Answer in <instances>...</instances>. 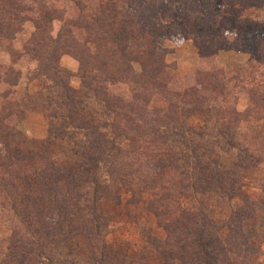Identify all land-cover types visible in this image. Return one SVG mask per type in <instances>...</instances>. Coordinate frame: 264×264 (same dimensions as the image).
Returning <instances> with one entry per match:
<instances>
[{
	"label": "trees",
	"instance_id": "trees-1",
	"mask_svg": "<svg viewBox=\"0 0 264 264\" xmlns=\"http://www.w3.org/2000/svg\"><path fill=\"white\" fill-rule=\"evenodd\" d=\"M63 1L68 8L61 9L49 0H0V50L9 56V64L0 63V86L6 88L0 94V144L9 150L7 155L14 158L11 157L9 163L0 158V189L12 196L11 211L18 222L0 264H55L47 252V238L65 237L74 230L71 223L76 203L82 201L77 198L74 179L64 166L53 161L45 164L37 179L40 186L35 179L25 177L32 172L23 175L12 168L14 160L20 163L27 154L10 144L12 139L21 136L18 126L27 113L25 103L13 97L23 78L21 66L26 58L36 64L30 82L39 81L50 102L63 110L61 126L85 132L87 143L80 165L88 170L103 156L116 154L118 150L115 141L81 113L72 76L61 66L64 56L79 63L82 88L114 115L110 126L117 136L125 135L135 146L140 144L149 166H158L161 157L171 161L172 177L159 184L158 175L154 173L151 183L143 184L133 196V203H142L166 234L165 240L158 239L154 243L163 264H264L261 248L242 241L236 232L234 236L223 238L203 203L194 201V197L202 194L204 186L199 170L190 163H182L177 147L170 144L165 134V131L182 134L185 131L183 119L204 111L207 101L228 100L231 91L226 85L227 79L220 70L210 68L208 61L216 56L215 51L197 45L200 70L195 83L184 78L177 80L173 67L166 63L171 51L160 45L161 39L173 36L171 26L163 21L169 19L166 16L174 0H99L94 6L85 0ZM192 1L210 6L208 0ZM250 3L253 0H229L239 14L246 12ZM27 24H32L33 30L18 48V36L25 32ZM173 24L177 26L172 29L174 35L181 29L190 34L194 28L207 31L209 21L197 27L186 22L179 27L178 20ZM246 27L245 21L244 24L238 21L237 31L244 33ZM251 35H245L247 41L249 39L246 46L251 42L254 48H260L258 39H252ZM234 39L237 44L238 35ZM230 40L227 49L232 45ZM118 85L136 88L132 102L110 93V87ZM252 90L253 100L259 109H264V84ZM148 93L165 97L167 103L149 111L150 101L142 99V95ZM52 103L45 101L46 106L51 107ZM39 112L51 122L52 117L46 111L40 109ZM215 112L220 130H224L229 113L223 111L222 106ZM126 170L125 166L114 167V175L123 187L132 184L135 176V171L129 169L134 172L129 174ZM33 174L38 173L33 171ZM96 187L99 189L100 184ZM92 211L94 225L91 227L95 240L99 241L104 218L96 212L95 206ZM110 255L103 253L93 264H147L145 258L116 255L113 261Z\"/></svg>",
	"mask_w": 264,
	"mask_h": 264
},
{
	"label": "rangeland",
	"instance_id": "rangeland-1",
	"mask_svg": "<svg viewBox=\"0 0 264 264\" xmlns=\"http://www.w3.org/2000/svg\"><path fill=\"white\" fill-rule=\"evenodd\" d=\"M49 1L61 9L68 8L63 0ZM85 1L94 6L99 0ZM208 1L209 7L192 0L170 2V14L166 17L175 20L163 22L171 26L169 30L173 36L161 39L160 45L171 51L167 54L166 63L173 67L177 80L184 78L192 84L200 70L197 45L215 51L216 56L208 60L210 68L221 71L231 93L227 101L221 98L209 100L204 105V111L194 112L189 119H183L185 131L182 134L167 131L165 134L168 135L170 144L177 147L182 163H190L199 170L204 186L202 194L194 197V201L203 203L223 238L237 233L242 241L262 249L264 261V109H259L251 95L252 89L264 84V0H253V3L248 4L246 12L240 14L231 7L229 0ZM177 20L179 27L184 22L194 23L197 27L200 23L209 21L208 30L203 32V29L201 31L194 28L192 33L187 34L181 29L174 35L173 30L177 26L173 22ZM238 21L243 24L246 22L248 27L244 28V33L242 30L237 31ZM32 30V24H27L25 32L18 36L16 47L20 48ZM247 34H252V39L261 41L262 45L257 40L261 47L256 49L251 42L247 47ZM237 35L239 40L235 44L234 37ZM228 39H231L232 45L227 49ZM0 63L9 64V56L2 50ZM61 66L72 76V87L77 91L81 113L107 134L109 139L115 141L118 150L116 154H106L88 170L81 166L80 157L87 143L85 132L61 126L63 110L50 102L39 81L30 82L36 64L28 58L23 61V78L15 88L17 93L13 97L25 103L27 113L18 126L21 136L12 139L10 144L27 154L25 158H21L20 163L14 160L10 164L15 172L20 170L23 175L32 172L25 177L35 179L38 186L40 184L37 179L45 164L53 161L64 166L74 179L77 198L82 200L76 203L75 218L71 223V229L74 230L65 237L54 235L47 238L48 254L54 258L55 264H93L94 259L103 253L111 254L113 261L116 255H130L133 259L145 258L147 264H163L154 243L158 239L165 240L166 234L142 203H133V196L134 191L152 180L154 173L158 175L159 184L172 177L174 172L171 161L161 157L157 167L149 166L146 155L139 148L140 144L135 146L125 135L117 136L110 126L114 115L105 104L98 102L82 88L79 63L70 56H64ZM5 89L0 86V94ZM109 91L128 102H132L137 93L135 87L126 85L111 86ZM145 98L150 101L149 111L167 103L165 97L158 95L143 94L142 99ZM45 101L52 103V106H46ZM219 106L229 113L226 128L221 129L226 135L222 134L217 123L215 110ZM40 109L52 117L50 123L39 112ZM7 154L9 150L0 144V158L9 163L13 157ZM115 166H125L129 174L135 171L132 184L123 187L114 175ZM33 171L38 174L34 175ZM98 183L99 189L96 187ZM149 193L150 191L147 194ZM11 199L12 196L0 189V263L7 253L12 234L18 227L11 211ZM189 200L190 198L187 199ZM94 206L96 212L104 218L99 241L95 240L91 227L94 225Z\"/></svg>",
	"mask_w": 264,
	"mask_h": 264
}]
</instances>
